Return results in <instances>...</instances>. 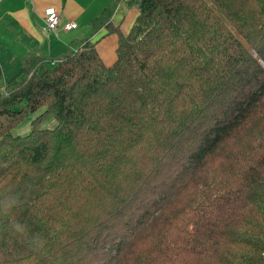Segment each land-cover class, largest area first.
I'll use <instances>...</instances> for the list:
<instances>
[{
	"label": "trees",
	"instance_id": "obj_1",
	"mask_svg": "<svg viewBox=\"0 0 264 264\" xmlns=\"http://www.w3.org/2000/svg\"><path fill=\"white\" fill-rule=\"evenodd\" d=\"M123 1L0 83V264H264V0Z\"/></svg>",
	"mask_w": 264,
	"mask_h": 264
},
{
	"label": "crops",
	"instance_id": "obj_2",
	"mask_svg": "<svg viewBox=\"0 0 264 264\" xmlns=\"http://www.w3.org/2000/svg\"><path fill=\"white\" fill-rule=\"evenodd\" d=\"M112 1L0 0V83H8L17 77L31 57L38 56L52 66L63 56L74 54L86 39L99 41L97 48L102 60L112 66L118 58L119 35L114 33L105 37V31L97 32L92 26ZM129 1L124 0L118 5L113 16L114 27L124 35L129 34L139 15V9L129 6ZM50 8L61 13L62 29L57 35L46 27L44 14ZM70 22H75L77 29L64 30L63 26ZM45 68L46 65L41 66L40 71Z\"/></svg>",
	"mask_w": 264,
	"mask_h": 264
},
{
	"label": "built area",
	"instance_id": "obj_3",
	"mask_svg": "<svg viewBox=\"0 0 264 264\" xmlns=\"http://www.w3.org/2000/svg\"><path fill=\"white\" fill-rule=\"evenodd\" d=\"M45 20L47 30L55 35L59 33L62 29V17L61 13L54 8L47 9L45 11ZM78 25L75 22H70L67 25L63 26L64 30L72 31L73 29H77Z\"/></svg>",
	"mask_w": 264,
	"mask_h": 264
},
{
	"label": "rangeland",
	"instance_id": "obj_4",
	"mask_svg": "<svg viewBox=\"0 0 264 264\" xmlns=\"http://www.w3.org/2000/svg\"><path fill=\"white\" fill-rule=\"evenodd\" d=\"M87 40V39H86ZM80 48L78 47L77 50L75 52H77ZM117 53V52H116ZM37 116H31L30 119H28L26 122H24L21 126H19L15 131L14 134L15 135H20V136H24L27 135L29 133L30 127H31V123L32 121L36 118ZM56 122L53 118H51L50 120L46 121L44 126H48L49 128H53L55 126Z\"/></svg>",
	"mask_w": 264,
	"mask_h": 264
}]
</instances>
